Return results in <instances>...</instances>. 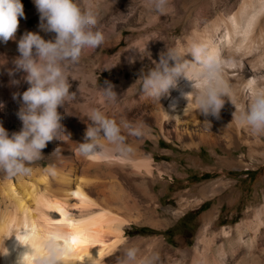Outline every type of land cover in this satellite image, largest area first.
<instances>
[{"label": "rangeland", "instance_id": "1", "mask_svg": "<svg viewBox=\"0 0 264 264\" xmlns=\"http://www.w3.org/2000/svg\"><path fill=\"white\" fill-rule=\"evenodd\" d=\"M21 2L24 16L18 17L14 38L0 44V58L5 63L20 55L17 41L25 31L39 32L43 37V29L39 27L42 21L33 0ZM79 3L98 16L96 27L103 31L107 23L101 24L100 19L104 17V11L110 13L116 34L106 36L95 48L85 49L79 62L70 66L69 73L73 78H68L69 91L76 97L57 109L62 114L64 132L68 138L78 141L86 133L83 128L87 130L91 123L87 118L89 110L99 108L127 125L126 132H122L125 143L134 153L152 157V174L135 173L129 166H100L102 173L96 179L102 192H124L130 202L127 208L139 215L124 226L126 241L119 247L117 262L124 249L134 245L141 256L155 254L162 258L161 264H190L188 253L194 251L205 226L208 234L218 232V244L224 240L220 233L222 228L235 233L239 222L252 217L254 210L264 205V155L251 151L250 147L256 146L255 143L251 141L249 145L240 138L225 150L224 136L219 145L189 144L188 137L179 139L174 134L167 137L153 119L142 78L166 49L183 52L189 30L196 26L202 28L217 16H228L237 9L252 8L263 12L264 0H169L163 13L156 11L150 0H79ZM256 27L257 18L244 35H252ZM48 32L54 40L55 32ZM242 37V31H239L238 38ZM223 40L224 37L219 42ZM0 74L6 78L3 71ZM91 75L98 78V88L111 84L116 98H106L99 89L98 92L89 91ZM24 83L28 84L27 81ZM27 87L21 85L18 88L15 101L9 99L4 103L7 93H0V123L9 134L19 131L22 126L17 113L22 103L20 93ZM222 109L228 111L221 108L218 116L198 111L196 116L199 122L207 123L221 135H232L233 118L229 111L223 116ZM60 142L56 139L47 142L42 149L44 155L33 164L67 169L59 154ZM262 143L264 145V140ZM85 166L80 164L77 173L95 178L94 168L89 172ZM2 178L0 175V180ZM202 185L207 189L199 193ZM4 207L0 201V209ZM198 209L196 214H190L193 218L188 222L182 221L188 212ZM211 209L214 210L212 218H206L205 214ZM121 214H125L124 209ZM168 228H172L169 233L166 232Z\"/></svg>", "mask_w": 264, "mask_h": 264}, {"label": "bare ground", "instance_id": "2", "mask_svg": "<svg viewBox=\"0 0 264 264\" xmlns=\"http://www.w3.org/2000/svg\"><path fill=\"white\" fill-rule=\"evenodd\" d=\"M261 12L252 8L237 9L187 33L189 40L210 39L228 61L224 65V76L232 91L224 97L221 108H227L232 116L234 134L221 135L207 123L198 121L196 113L199 110L194 103V94L199 81L191 71H186L185 76L178 75L175 84L159 98L154 100L148 94L149 99H146L151 104L153 119L167 137L174 134L179 139L188 137L189 144L219 145L224 136L225 150L240 138L245 143H255L257 147L251 146V151L264 155V133H255L237 120L238 113L250 103L254 88L264 85V11ZM110 15L104 11V17L100 19L101 24L107 23L105 37L116 34ZM256 18V31L246 37L244 34L248 26ZM239 31L243 34L241 39L238 38ZM218 35L219 39L216 38ZM222 37L224 40L220 43ZM43 38L52 40L51 34L45 30ZM184 58L192 59L190 53H186ZM14 60L0 65V71L6 75L3 78L0 74V93H7L4 103L9 99L15 101L14 94L21 85L29 86L24 83V71L15 65ZM90 81L89 91L100 90L96 87L98 78L95 75H91ZM228 111L222 109L223 116ZM83 130L86 131V128ZM122 130L126 132L125 127ZM81 136L78 141L68 138L58 145L67 169L33 164L30 174L13 176L0 170L3 176L0 180V201L5 204L0 209V252L5 250L4 247L7 249L5 254H0V264H18L23 254V264H37V257L45 251L40 237L51 230L67 236V251L62 254L61 264H117L119 247L126 241L124 226L138 219L135 217L139 215H134L127 208L130 205L127 194L120 190L102 192L96 178L102 173L100 166L103 165L109 168L114 165L129 166L135 173L152 174V157L131 150L86 158L77 151V144L87 139L86 133ZM80 164H86L84 169L89 172L94 168L95 178L79 175L77 169ZM206 189L202 185L198 192L204 193ZM94 193L99 195L94 196ZM123 209L124 215L121 214ZM213 211L209 210L205 217L212 218ZM263 214L264 205L256 208L252 217L239 222L235 233L222 228L220 233L224 235V240L218 244V232L208 234L205 226L197 238L194 251L188 253L190 264H264ZM73 237H76V243L72 242ZM25 242L27 245L23 244ZM61 243L65 241L61 240ZM161 262L162 258L157 257V264Z\"/></svg>", "mask_w": 264, "mask_h": 264}, {"label": "clouds", "instance_id": "3", "mask_svg": "<svg viewBox=\"0 0 264 264\" xmlns=\"http://www.w3.org/2000/svg\"><path fill=\"white\" fill-rule=\"evenodd\" d=\"M33 2L42 21L39 27L56 35L54 40H46L39 32L25 31L17 41L20 55L14 63L24 71L29 86L20 93L22 103L17 114L22 126L19 131L9 134L0 123V170L9 176L30 174L33 162L44 155L42 149L47 142L68 139L61 123L62 114L57 109L76 97L69 91L68 78L72 77L69 68L79 62L85 49L97 47L106 38L105 32L96 27V15L90 9L82 8L79 0ZM150 3L156 11L163 13L169 0H150ZM23 16L21 0H0V41L14 38L18 17ZM186 53L191 54V60L184 58ZM227 62L210 39L190 38L183 53L166 49L161 54L156 65L144 74L142 87L149 95L159 98L175 84L178 75L185 76L186 71H191L199 81L194 94L197 109L205 115L218 116L224 97L232 91L224 76ZM4 63L0 58V65ZM100 91L108 99L116 98L111 84L100 87ZM87 118L91 121L86 130L87 139L77 144L80 155L89 158L114 151H131L122 132L127 125L99 108H91ZM237 120L255 133H264V85L254 88L250 103L238 113ZM40 240L45 251L37 257V264H61L62 254L67 251V236L51 230ZM23 244L27 245V242ZM4 249L0 254L7 252ZM23 255L18 264H23ZM156 260L155 254L141 256L139 249L131 245L124 249L117 264H156Z\"/></svg>", "mask_w": 264, "mask_h": 264}, {"label": "trees", "instance_id": "4", "mask_svg": "<svg viewBox=\"0 0 264 264\" xmlns=\"http://www.w3.org/2000/svg\"><path fill=\"white\" fill-rule=\"evenodd\" d=\"M203 206V205H202ZM201 206V207H202ZM200 207V208H201ZM197 212H199V209L197 210V211H194V212H188L184 217H183V219H182V221H184V222H188L189 221V219L192 217L193 218V216H191L190 214H196ZM172 230V228H168L167 229V233H169L170 231Z\"/></svg>", "mask_w": 264, "mask_h": 264}, {"label": "snow or ice", "instance_id": "5", "mask_svg": "<svg viewBox=\"0 0 264 264\" xmlns=\"http://www.w3.org/2000/svg\"><path fill=\"white\" fill-rule=\"evenodd\" d=\"M72 242H73V243H76V237H73V238H72Z\"/></svg>", "mask_w": 264, "mask_h": 264}]
</instances>
